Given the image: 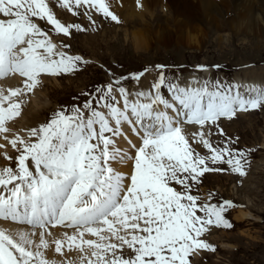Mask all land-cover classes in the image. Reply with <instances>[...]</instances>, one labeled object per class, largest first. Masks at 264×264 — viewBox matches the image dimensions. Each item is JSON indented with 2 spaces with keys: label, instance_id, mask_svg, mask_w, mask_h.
I'll list each match as a JSON object with an SVG mask.
<instances>
[{
  "label": "snow or ice",
  "instance_id": "snow-or-ice-1",
  "mask_svg": "<svg viewBox=\"0 0 264 264\" xmlns=\"http://www.w3.org/2000/svg\"><path fill=\"white\" fill-rule=\"evenodd\" d=\"M113 2L0 0V81L22 78V86L0 87V137L18 153L15 169L0 167V221L15 226L0 227V264H192L200 250H216L202 239L210 227H232L225 218L232 201L210 202L217 195L210 192L209 202L198 203L191 193L207 173L247 176L252 150L234 147L238 138L216 139V130L223 137L220 120L264 108V86L197 77L181 86V77L169 79L156 65L159 76L149 90L126 86L138 85L145 68L82 93L89 97L82 105L56 111L27 138L9 139V124L43 77L74 75L88 63L70 54V45L53 42L50 32L70 37L86 31L62 22L54 7L86 17L96 31L93 11L121 24ZM4 159L13 158L5 153ZM130 162V174L118 170ZM50 251L60 259L49 258Z\"/></svg>",
  "mask_w": 264,
  "mask_h": 264
},
{
  "label": "rangeland",
  "instance_id": "rangeland-1",
  "mask_svg": "<svg viewBox=\"0 0 264 264\" xmlns=\"http://www.w3.org/2000/svg\"><path fill=\"white\" fill-rule=\"evenodd\" d=\"M257 1L263 5L262 8L264 9V0ZM213 2L217 3L216 1ZM219 3L225 4L227 14L224 18H219L217 21L214 19L216 29H212L201 7L198 6L200 14L195 18L197 22L193 23L192 21V28L178 31L175 30L176 27L173 26L171 21V13L168 14V9L164 10L159 8L160 6L156 7L157 13L151 18L147 12L143 13L145 14L144 19H139L140 15L133 16L134 21L139 19L138 21L141 25L137 26H132L134 21L126 24L125 20L121 18L122 22L120 25H116L114 22H104L93 11V18L99 23V28L96 31H92L90 21L87 18L78 21L67 10L54 7V11H56L58 18L62 22L74 23L78 21L86 28V31L79 34L73 33L70 37L50 32L52 40L56 41L53 42L57 45H70L71 47L68 50L70 54L82 56L88 61V64L74 75L57 77L59 80H65L61 82L63 87L73 84L71 88L68 87L69 90L67 92L70 89L72 91L61 99H56L53 96L49 97L48 101L52 106L49 110L42 113V122L40 124L47 123L52 114L62 108H70L73 104L82 105L89 98L81 95L82 93H91L96 87L109 83L110 75L107 68L115 71V77L111 82L116 78L128 76L131 73H139L147 68L148 72L146 74H150L146 78L152 76V81L148 84L151 86L157 80L160 72V70L156 69V65H163L165 74H171L175 77L186 75L188 72H196L195 75L198 76L202 73L212 75L208 79L204 77L205 80L215 79L220 82L223 75L229 79L243 69L264 67V22H261L259 26L261 29L258 37L251 33H244V31L237 33L229 27V22L236 21L238 16L234 3H232V0ZM50 5H52V0H50ZM111 8L114 11L112 6ZM257 10L259 11L260 9ZM114 12L124 17V14L128 11ZM167 14L169 16H166ZM180 20L183 19L180 18ZM39 23L44 29L42 22ZM49 30L50 28L48 27L45 31ZM134 30L140 33V39L135 45L126 40V33ZM174 31L176 32L173 33ZM217 65L219 68L215 67ZM198 66H205L209 70L199 71L197 70ZM103 67L105 68L103 69ZM46 78L43 81V89L38 87L27 96L28 102L32 100L33 94L36 97L37 94L47 88L48 92L56 89L55 84V86H50L52 80L56 78L48 76ZM66 80L71 81V83L69 84V81ZM131 82H126V86L130 85ZM134 85L129 87L130 91ZM77 87H79V90H74ZM63 92L67 93L62 90L61 92L52 91V94ZM164 95L167 96V93H164ZM248 114L251 117H238V119L240 118V124L235 133L228 131V128L231 129L233 125L227 127L225 122H220L219 127L223 129L227 137L225 135L221 137L218 129L215 137L218 140L231 138L233 141L238 138V142L234 147L245 152L252 150L248 156L250 164L247 167V176L242 178L230 172L207 173L202 178L199 189H194L191 193L199 197L198 203L209 202L208 193L212 192L217 194L213 198L215 202L230 200L235 205V207L225 213V218L232 225L230 229L213 226L210 227L213 228V231L202 237L205 242L216 249L215 252L200 250L199 252L201 253L198 256L190 257L194 264H264V165H262L263 167L259 165L261 163L264 164V109L262 111H250L244 115ZM20 119L11 122L9 127L15 130L20 129V127H15ZM247 122L254 124V131L245 128ZM29 127L32 128V126H28L26 129ZM194 147L202 154L207 151L198 145H194ZM17 155L18 153L11 161ZM257 166L258 168H256ZM246 179L250 182V184L246 182L249 185L247 188L243 187ZM175 187L179 190L180 186ZM246 191L251 195L247 196ZM249 208H251L250 214L255 217V220L242 219L243 221L237 222L234 219V213L237 210L246 209L245 211L247 212ZM215 234L216 236L214 237L213 235ZM217 242L227 244L230 248L223 247L226 245L221 247V244Z\"/></svg>",
  "mask_w": 264,
  "mask_h": 264
},
{
  "label": "bare ground",
  "instance_id": "bare-ground-1",
  "mask_svg": "<svg viewBox=\"0 0 264 264\" xmlns=\"http://www.w3.org/2000/svg\"><path fill=\"white\" fill-rule=\"evenodd\" d=\"M213 1H216L217 3L213 2ZM213 1L212 0H141L142 7H137L136 0H114V2L111 4V6L113 7L114 11H123V10L128 11L126 14H124V17L118 15V16H120V18L122 20H125L126 24H128V22L131 23L135 20V19H133L134 18L133 16H139L140 15L139 19H141V18L144 19V16H145V14H143L144 12H147V14L150 15V18H151L152 16L156 15V13H157L156 12L157 6H160L159 8H162L164 10L168 9V14L171 13V15H172L171 21L173 22V26L176 27L175 28L176 31L192 28L191 23H192V21H193V23L197 22V21H195V18L198 17V14H200L199 13L200 10H198V8L201 7L202 12L205 14V16L207 17V20L211 24L212 29L214 30V29H216L215 24H214V22H215L214 19H216V21H217L219 18L220 19L224 18V16H226V14H227V12H226L227 10H226V6L224 3H219V2L226 1V0H213ZM232 3H234L235 11L238 12V16L236 18V21L229 22V27H231L232 30L237 32V33L244 31V33H251L255 37L260 36L259 33H260L261 27H259V26H260L261 22H264V9L262 8L263 5H261L257 0H232ZM257 9H260V10L258 11ZM136 13H141V14H136ZM168 14L166 16H169ZM180 18H182L183 20H180ZM139 19H136V21H134L132 26L141 25L138 21ZM187 22H189V23H187ZM176 31H174L173 33H175ZM188 76H189V74L186 75V78H183V76H179V77H181V79L179 81L181 86H188L189 85V82L191 79H189ZM191 77H196V76L191 75ZM149 78L150 77H148V78L144 77L138 85L135 83H132L131 86L134 84L135 85L132 87L131 91H134L137 89L149 90V85H148L150 83ZM79 80H77V81H79ZM21 81H22L21 77L14 76V77H11V78H8V79L1 81L2 84L0 85V87H4V88L18 87L19 83ZM53 81H54V83H53ZM64 81L65 80H59V79L52 80V83L50 86H52L54 84L56 85V86L54 85L56 87V89H54L52 91L61 92L63 90V91L67 92V90H69L68 87L71 88L73 86V84H70L71 81L66 80V81H69L70 85L68 84L69 85L68 87H63L61 82H64ZM46 82H48V81H46ZM231 82H232V84L235 83V84H240V85L254 84V85L264 86V67H259L258 69H252V68H247V70L243 69L239 73H235V75L231 79ZM192 86H195V85H192ZM78 88L79 87L75 88L74 90H79ZM241 90H243V89H241ZM52 91L48 92V88H47L43 92H40L39 94H37L36 97H34V99L33 98H32V100L30 99L31 101L28 102L27 105H25L24 110H23V115H22V117L21 116L19 117L21 119L16 123L15 127L23 128V130L25 132H28L30 127L28 129H26V127L32 126V128H33V127L37 126L40 122H42V116H43L42 113L44 111L46 112L47 110H49V108L52 106L51 103L48 101L50 96L56 97V99H61V98L65 97L67 94H70L72 90L70 89V91H68L67 93L63 92L60 94H52ZM26 98H28V97H26ZM41 98H43V99H41ZM242 117L248 118L251 116L248 114V115H243ZM19 118H17V119H19ZM239 121H240V118L238 120H234V121L228 123L227 127H230L231 125H233L231 129L228 128V131L231 133L237 132L238 125L240 124ZM253 125H254L253 123L247 122L245 125V128L247 130L254 131ZM196 127H198V126H196ZM187 130L191 131V130H195V129L193 126H187ZM228 131H226V132H228ZM128 136L130 139L133 140L134 143H140L139 139L137 137H135L131 133L130 130H128ZM225 137H227V136L225 135ZM0 143L5 144V148L0 149V165L7 164L8 162H7V160L4 159V154L9 152L12 148L7 144L6 140H4V139H0ZM119 146L124 148L126 151L128 150V145H127L126 141L121 140ZM200 147L202 148V146H200ZM263 148H264V144H263ZM259 165L261 167H263L262 165H264V164L261 163ZM260 166H259V168L261 169ZM130 167H131V165L129 163L125 166H120L118 170L121 171L122 173L128 175L132 171V168H130ZM256 168H258V166ZM253 173H251V174H253ZM246 182H248L247 179L245 180V184L243 185V187L247 188V187H249V185H247ZM248 183L250 184V182H248ZM234 187H236V185H234ZM247 191H249V190H247ZM247 191H246L247 196H250L251 194L247 193ZM248 202H250V200H248ZM245 210L246 209H240L234 213V219L237 222L243 221L245 219L255 220V217L252 214H250L251 208H249V210L247 212ZM0 227L12 228L15 226L12 225L11 222L0 221ZM62 231H63V229H60V228H57L54 230V232L57 235H59ZM213 236L215 237L216 234ZM213 236H212V238H213ZM217 243H219V242H217ZM219 244H221V247L223 245H226L223 247L230 248V246L229 245L227 246V244H222V243H219ZM48 256H49V258L54 257L56 259H60V257L57 254H54L51 251L48 252Z\"/></svg>",
  "mask_w": 264,
  "mask_h": 264
},
{
  "label": "clouds",
  "instance_id": "clouds-1",
  "mask_svg": "<svg viewBox=\"0 0 264 264\" xmlns=\"http://www.w3.org/2000/svg\"><path fill=\"white\" fill-rule=\"evenodd\" d=\"M140 39V33L138 31H131L126 33V40L135 45V43Z\"/></svg>",
  "mask_w": 264,
  "mask_h": 264
}]
</instances>
